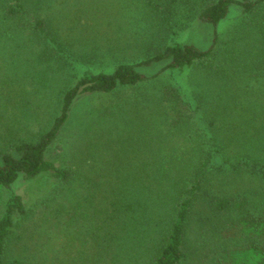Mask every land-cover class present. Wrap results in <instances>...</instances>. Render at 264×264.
<instances>
[{
  "label": "trees",
  "instance_id": "trees-1",
  "mask_svg": "<svg viewBox=\"0 0 264 264\" xmlns=\"http://www.w3.org/2000/svg\"><path fill=\"white\" fill-rule=\"evenodd\" d=\"M64 1L56 17L113 13L107 0ZM49 3L0 0V264H264V0H186L188 17L213 26L239 5L243 40L234 33L220 50L216 33L202 50L163 37L104 71L84 66L87 42L67 19L46 28ZM194 68L202 78L161 80ZM81 95L110 97L104 114L122 118L106 149L97 137L84 144L93 127L73 149L61 139ZM57 142L58 164L48 156ZM38 179L29 201L13 191Z\"/></svg>",
  "mask_w": 264,
  "mask_h": 264
},
{
  "label": "rangeland",
  "instance_id": "rangeland-1",
  "mask_svg": "<svg viewBox=\"0 0 264 264\" xmlns=\"http://www.w3.org/2000/svg\"><path fill=\"white\" fill-rule=\"evenodd\" d=\"M49 1L48 7L40 8L39 18L45 22L46 28L49 30H53L57 18L67 19V32L75 36L82 35L84 38L83 40L87 42L85 43L86 45L84 44V47L83 44H79V48H83L82 51H85L86 60L84 66L91 71H104L114 67L118 62H136L141 57L146 55L149 56L148 51L151 50V43H153V41L159 42L163 37L166 40L170 37L173 43L190 44L198 49L205 50L212 45L215 34L217 33L218 40L216 42V47L221 50L224 43H226L225 41H228L234 33V36L240 35L238 38L243 40V17H249L243 14L242 8L239 5L231 3L224 18L217 23L216 26H213L201 22L196 15L194 17H188L187 12L190 13L193 10H191L192 5L187 4L186 0H158V6L162 8L160 13L166 9L170 17H162L154 10L145 8L144 10L140 6L139 0H107L112 6L111 9H113L111 11L113 13L108 17H56L58 13H60L58 9L63 7V2L65 1ZM251 17H262V15L257 13ZM168 25H171V27ZM72 27L73 29H70ZM76 37L81 38V36ZM241 45L243 46V42H241ZM76 48H78V45ZM88 57L90 58L88 59ZM160 66V63L155 66H143L140 67L139 70L144 74H151ZM232 67L238 68V65L232 64ZM198 70V68L186 70L183 74L177 75L176 77L169 75L168 72H164V74L161 75V80H177L183 84L187 82L188 79L186 78L189 76H192V78L194 75L201 77L200 70ZM235 71L242 72V70ZM234 89L235 87H228V92L231 95H235ZM130 96L127 95L124 90L116 91L112 98H109L122 101L124 98L127 99V97ZM109 98L104 99L99 97V95H81L77 100L71 121L67 122L60 131L61 139L64 140L67 149H73L78 145L74 140L76 137H80L78 133L80 129L81 133L82 131L84 132V127H93V129L88 132L89 135L86 136L87 138L84 144L92 142L97 137V139L100 138L98 141H101L99 144L102 147L105 132L111 131L112 128H121L120 125L125 127L123 121L120 120L122 118L119 114V119L110 118L111 115L104 114L105 110L103 109L104 106H102V103L108 102L110 100ZM96 112L103 113L102 115L100 114L103 118L101 117L102 121L99 125H96L97 123H92L96 120L89 122L90 118L88 114L91 115ZM85 113L86 115H84ZM82 122V126L79 125V123ZM131 131H134V127ZM60 147L61 143L57 142L50 152V155H48L49 158H55L57 164L59 160H61V157L57 155L60 152ZM103 148L106 149L107 147ZM41 182L42 180L39 179L34 181L30 189L29 182L18 181L13 186V191L24 196V198L29 201L39 194L40 191L37 190V188H33V186L40 185ZM230 258L233 259L235 263H243V261L250 263V261H252V258H250L249 255L243 254V252L231 253Z\"/></svg>",
  "mask_w": 264,
  "mask_h": 264
}]
</instances>
